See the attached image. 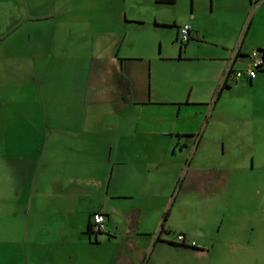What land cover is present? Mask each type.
Wrapping results in <instances>:
<instances>
[{
	"label": "crops",
	"instance_id": "crops-1",
	"mask_svg": "<svg viewBox=\"0 0 264 264\" xmlns=\"http://www.w3.org/2000/svg\"><path fill=\"white\" fill-rule=\"evenodd\" d=\"M18 1L0 0V25L24 28L14 50L0 49L14 186L0 264H187L209 249L171 235L189 239L188 196L212 202L219 221V240L203 229L202 242L237 248L236 227L221 225L235 198L262 199L257 187L237 191L264 184V63L250 80L224 72L246 68L252 48L264 55V0H189L186 16L170 13L178 0ZM202 4L227 33L193 22ZM183 24L189 39L165 53L161 34L156 52L142 32L175 36ZM250 207L239 215L248 234L264 220L262 203ZM98 211L103 230L84 234ZM249 238L246 249L262 247Z\"/></svg>",
	"mask_w": 264,
	"mask_h": 264
},
{
	"label": "rangeland",
	"instance_id": "rangeland-1",
	"mask_svg": "<svg viewBox=\"0 0 264 264\" xmlns=\"http://www.w3.org/2000/svg\"><path fill=\"white\" fill-rule=\"evenodd\" d=\"M11 2L19 3L18 0H11ZM258 3V2H257ZM255 3V4H257ZM16 5V4H15ZM254 5V4H253ZM206 5L202 4V7L199 11H197L193 22L198 25H202L206 29H213L214 27H217L222 33L225 32V29L227 27V23L224 21L223 23L221 21L217 22V19L219 15L216 10L211 14H209L208 8L205 7ZM171 12L174 13L177 11V13L186 16V14L189 11V0H178L175 5L171 6ZM207 16H209L207 18ZM176 19L180 21L181 16H176ZM11 24H3L0 25V49H7L6 45L9 47V50H14L17 45L18 38L21 33L24 34V28L20 25H14L13 20L10 19ZM141 28V27H140ZM142 28L144 29L142 32L145 34L146 37L153 36L154 41L156 42V52H157V38L159 37V34L163 37L164 43L162 44V52L165 53L167 51V48H172V50H176L175 47H177L179 44H181L178 34L174 36V28H164V29H157L149 25H145ZM154 28V29H153ZM142 32L139 34V38L142 35ZM174 37H176V40H174ZM4 45V46H3ZM1 92V91H0ZM262 177H264V173L262 174ZM256 183H259L256 181ZM249 187V188H248ZM253 187H257L260 189V195L262 196L261 200L257 201H248L244 200V196L237 197L228 204L233 203L234 204V210L235 214L233 217H229L224 219V222L222 223L221 231L223 228H231L236 227L238 233L233 237L229 238V240L235 241L238 243L237 248H226L223 250H215L210 249V246L207 243H203L202 240L199 238L198 231L205 229L207 232V238L211 239V236L213 234V241L219 240L216 233V228L219 226L217 219L213 217L214 214H211L208 211H213V203L212 202H205L200 197L195 196H188L186 197L187 204L184 209L187 210L186 215V235L190 240L196 241L198 244L200 243L203 245L202 247L209 248L206 251H203L202 253L198 255H191L190 253H187V264H264V220L262 225H260V229L256 228L252 233L248 234V231H244L243 229H246L245 222L243 223L242 218L239 216L240 213L243 212L240 211V208L243 205L250 203V208H255L258 204L263 205L264 210V184L261 183L259 185L255 186V182H253L250 185L246 184L240 188V191H237L238 194L242 195V193L245 194L246 190H252ZM14 186L7 185L6 184V92L4 94H0V210H6V193L11 192L13 190ZM246 189V190H245ZM236 192V193H237ZM262 201V202H261ZM176 205V201H174V208ZM214 219V220H213ZM213 220V221H212ZM235 224V225H233ZM221 231L220 234L221 235ZM177 234V232L171 233V235ZM248 236H250L249 240L252 244L261 242V248L255 247L246 249V246H243L246 239L248 240ZM188 239V241H189ZM205 245V246H204ZM216 246V245H215ZM253 246V245H252ZM198 247V246H197ZM216 248V247H215ZM263 248V249H262ZM213 250V252H212Z\"/></svg>",
	"mask_w": 264,
	"mask_h": 264
},
{
	"label": "built area",
	"instance_id": "built-area-1",
	"mask_svg": "<svg viewBox=\"0 0 264 264\" xmlns=\"http://www.w3.org/2000/svg\"><path fill=\"white\" fill-rule=\"evenodd\" d=\"M189 24H183L178 27L177 34L179 36L180 42H186L189 39ZM247 66L244 69L233 70L231 68V62L226 67L224 72V78L231 76L234 80H237L243 76L247 77L249 80L252 79L256 72L262 67L264 63L263 50L258 48H252L247 53ZM92 232L102 231L104 228V215L101 212H93L90 217ZM175 241L179 244L195 245L194 241L187 240L185 236L181 233L174 235Z\"/></svg>",
	"mask_w": 264,
	"mask_h": 264
},
{
	"label": "trees",
	"instance_id": "trees-1",
	"mask_svg": "<svg viewBox=\"0 0 264 264\" xmlns=\"http://www.w3.org/2000/svg\"><path fill=\"white\" fill-rule=\"evenodd\" d=\"M155 2H157V3H173L174 2V0H154ZM185 42H181V45L182 44H184ZM259 50H262L261 48H258ZM166 215H167V212H164L163 213V216H162V222H161V224L163 223V221L165 220V217H166ZM161 230H162V228H161ZM99 232H101V231H99ZM99 232H92V229H91V222L89 221L88 222V224H87V226H86V229H85V231H84V234H88V235H90V234H94V233H99ZM181 234H183V233H181ZM184 235V234H183ZM185 236V235H184ZM186 238V237H185ZM188 240V239H187ZM179 244V243H178ZM181 245H188V244H181ZM188 246H194V245H188Z\"/></svg>",
	"mask_w": 264,
	"mask_h": 264
}]
</instances>
